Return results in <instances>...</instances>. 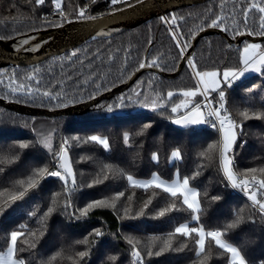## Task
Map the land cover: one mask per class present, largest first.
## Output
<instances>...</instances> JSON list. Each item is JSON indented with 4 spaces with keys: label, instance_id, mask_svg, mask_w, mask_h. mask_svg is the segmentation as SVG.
Masks as SVG:
<instances>
[{
    "label": "trees",
    "instance_id": "16d2710c",
    "mask_svg": "<svg viewBox=\"0 0 264 264\" xmlns=\"http://www.w3.org/2000/svg\"><path fill=\"white\" fill-rule=\"evenodd\" d=\"M130 2L133 3L135 0ZM84 5H89L88 16L111 11L109 0H96L94 4L90 0H62L67 18L61 17L58 22L51 24L41 19L47 13L59 15L51 0H45L43 5H36L34 0H0V22H6L5 28H0V37L7 38L13 34L77 18L76 10ZM116 7L121 8L124 5ZM8 21L12 24H8ZM164 31L159 21L152 18L125 30L121 36V46L124 49L130 48L139 62L149 40L153 41L155 51L167 45L168 41L162 36ZM114 44L118 46L116 41ZM169 46L173 47L171 43ZM174 49L178 60L180 58L178 50L176 47ZM194 61L202 71L213 69L222 71L225 67H241L238 56L215 51L207 43L197 46ZM186 74L187 78H190V83L183 86L194 87L195 80L189 66ZM166 82L171 86H178L181 81L178 77ZM222 87L227 95L226 104L229 112L238 123H242L243 135L239 137L235 147V170L243 174L245 169L264 167V120L256 118L244 120L240 116L245 109L249 111L250 116L254 112H264V73L252 72L240 77L231 87L227 85ZM250 88L251 92L248 91ZM217 97L218 93H214V98ZM196 99L199 102L201 96ZM175 115L171 110L138 111L129 118L99 123H77L51 118L21 122L18 118L2 115L0 168L4 171L0 172V207L4 206L12 195L22 190L17 181L21 179L27 181L34 169L45 165L52 167L50 163L52 156L48 150L35 143L39 138L51 133L54 150H58L61 139L79 137L83 141L89 136L99 135L108 138L110 148L105 150L95 143L72 144L70 157L78 187L70 197L63 195V185L58 178L49 177L22 199L8 203L4 211L0 212V250L7 246V234L16 230L19 225L26 224L27 229L35 231L39 238L33 240L31 235L26 237L36 243V248L20 253L28 264H73L69 257L76 259V253L80 251L89 252L81 264H132V249L126 238L139 241L137 248L141 251L145 264H200L204 258L196 256L195 245L191 241H188L182 250H174L186 243L184 238H177L173 248L159 256L147 255L149 248L153 252L160 251L168 234L179 223L190 220V214L179 211L159 217L157 213L172 202L168 194L160 190H156L158 195L149 207L144 209V203L152 196V190L146 193L143 189L129 188L127 181L115 173L104 183L87 187L97 178L103 166L110 164L114 169L130 173L137 179L147 178L156 172L162 179L169 181L173 179L177 169L181 178L191 177L193 173L200 171L201 175L191 181V186L200 192L204 209L200 223L207 229L224 228L233 222L238 214L242 215L243 220L228 232L226 239L242 249L247 264H261L264 261V217L258 210L252 208L251 202L243 192L236 191L228 184L219 171L218 160L202 161L199 156L209 143L219 140V133L204 125H177L170 120ZM145 125L150 126L145 128ZM124 133L130 136L127 145L123 142ZM21 142H32V147L21 150L18 148ZM240 145L244 147L241 148ZM175 149L181 151L182 159L169 162V157ZM153 152L158 154L159 162L151 159ZM85 156L89 159L81 160V157ZM202 162L206 166L198 169L197 165ZM99 179H103V174ZM81 185L83 187H80ZM118 191H126L128 195L134 193L133 200L130 202L127 197L122 198L115 210L98 208L87 218L80 219H77L78 212L74 216L70 215L72 208L65 212L58 204L56 212L45 217L48 207L52 206L54 193H61L59 198L61 203L70 198L74 208L78 209L83 208L91 200L111 197ZM215 196L221 199L213 201L212 197ZM125 208H130L128 216L131 218L121 219L120 217L125 216ZM141 210L144 214L138 216L137 213ZM30 213L35 215H29ZM191 226L198 225L193 222ZM96 228H99L103 235L99 238L89 236ZM40 233L44 235L41 237ZM85 237L89 239L88 244L77 243L83 241ZM209 249L211 258L206 264H227L220 249L214 244H210ZM112 256H116L117 260L112 261L110 259Z\"/></svg>",
    "mask_w": 264,
    "mask_h": 264
},
{
    "label": "snow or ice",
    "instance_id": "6c2138e0",
    "mask_svg": "<svg viewBox=\"0 0 264 264\" xmlns=\"http://www.w3.org/2000/svg\"><path fill=\"white\" fill-rule=\"evenodd\" d=\"M91 3H96V0H90ZM145 0H135V4H143ZM36 5H43L45 0H34ZM51 3L55 11L61 16L66 17V13L62 6V0H51ZM117 5H124L125 8H132L133 5L130 0H109V6L111 11L107 14H112L116 11H123V8L116 7ZM89 5H84L76 10V16L79 19H90L94 20L98 17L88 16L87 10ZM223 7V3L220 5ZM255 9L259 14V30L249 32V35L255 34L259 36H264V0H249L247 7L243 8L244 23L247 24L250 11ZM206 12H212V8L206 9ZM103 15V14H101ZM160 21L168 26V33L171 39L175 42V47L179 49V57L182 60H187L188 66L193 73V79L195 80V86L189 88H180L177 91L169 90L167 92V100L171 101L175 96L179 95L182 97L179 102L173 103L171 106V112L175 115L173 123L177 125H195V124H207L213 129L217 130L219 133V140L209 143L205 149H203L199 156L202 161L212 162L213 160H218L219 171L222 173L224 179L233 189H239L247 199L251 202L252 208L258 210L259 214L264 217V167L261 168H248L245 169L243 174L238 173L236 168V152L235 147L237 145L238 139L243 135L242 123H238L233 115L229 112L227 108V95L222 87V85H227L231 87L233 83L244 76L246 72H261L264 73V45L258 43H245V46L240 50L239 64L241 67H225L221 72L219 69L213 70H199L198 65L190 57L186 56L188 48L190 47L191 38L196 35L195 32L189 30L188 42L184 41V36L181 34L180 29L173 28V25L177 24V20H183L184 17H178L173 15L171 18L161 16ZM235 23V21H233ZM59 26V25H56ZM209 28H220L222 31H229L227 24L225 23L224 13L221 12L215 15V18L211 19L210 23H206ZM203 29H201L202 31ZM235 35H243V33H234ZM3 39V37H0ZM28 41L25 40L24 43ZM149 44L152 43L151 40L148 41ZM77 53L73 52L71 56H76ZM71 56L68 59H71ZM159 68L160 64L157 57H153L151 60L141 59L139 66L136 71L144 68ZM39 69H35L33 73L26 75L24 80H34L36 78V73ZM9 88L12 92L26 93L32 95L34 92H40L39 88H33L31 85H27L23 82L17 83L15 77H9ZM2 82V81H0ZM152 80H149L151 85ZM249 92L252 89H248ZM212 93H218V98H213ZM132 94L128 97L120 96L118 97L119 103L116 107H122L125 99L133 101V96H139L140 93L136 88L132 89ZM45 97H51L56 99L50 91H44L42 93ZM160 93H156V97H159ZM203 97V101L197 102V97ZM135 102V101H133ZM143 107L157 109L164 107L163 98L159 101L156 98H152L150 102L148 97H145V101H140ZM112 105H108V110H112ZM240 116L244 120L251 118H256L259 120H264V112H254L249 115V111L245 109L240 113ZM150 125H145V128ZM39 135V134H38ZM130 136L128 133L123 134V142L125 145L129 143ZM35 143H38L47 149L49 154L52 156L51 168L47 165L33 170V173L28 177L27 181L21 179L17 181L18 186L22 189L16 194L10 197V200L5 203L4 206L0 207V212L4 211L8 203L22 199L27 195V193L33 189L39 187V185L49 177L58 178L63 185V195L65 197H70L72 192L77 191V179L76 173L73 167V161L70 157V149L73 143H95L100 145L103 149L108 150L110 148V143L107 137H101L99 135H92L87 137L85 140L81 141L79 137L65 138L60 142L59 149L54 150V145L52 142V134L49 133L47 136L39 138ZM32 147V142H21L18 144V148L25 150ZM241 148L244 145H240ZM88 157H81V160H87ZM151 159L155 162H159V156L157 153L153 152ZM182 153L179 149L172 151L169 162L181 160ZM206 165L202 162L197 165V168H203ZM54 168L55 170H52ZM4 169L0 168V172ZM123 177L128 184L129 188H139L143 189L146 193L152 190V196L144 203V209H147L152 201L158 195L156 190L168 194L172 202L168 204L165 208L160 210L157 215L163 217L170 212L186 211L190 214V220H186L183 223H179L174 227L173 231L168 234V238L164 240V246L160 251L153 252L149 248L148 256H159L162 252L172 249L173 243L177 238H184L186 243L181 245V248L174 250H182L187 246V242L191 241L195 245V253L197 257H203L204 259L200 261V264H206L207 260L211 258V252L209 249L210 244H214L218 249L221 250V255L226 258L227 264H247L246 257L242 254V249L235 246L234 243L226 239L228 232L231 229L237 227L238 224L243 220L242 215H237L236 219L227 224L224 228H214L207 229L201 221V214L204 212L201 203L200 192L191 186V181L195 180L201 175L200 171L193 173L191 177L184 176L180 177L179 169H177L174 174L175 178L171 182L166 181L161 178V176L153 172L148 179H137L130 173H124L123 170L114 169L112 165L105 164L101 169V172L97 174V178L94 179L87 187L91 188L98 184L104 183V181L112 178L113 174ZM259 173V175H257ZM103 174V179H99V176ZM80 187H83L82 185ZM133 195H128L126 191H118L111 197H105L102 199H94L88 202L83 208H74L70 198L65 199L62 203L59 201L61 193H54L51 201V205L48 207L45 217L51 216L57 210V206L63 207L65 212L69 208L73 211L70 215H75L77 212L80 218H87L91 212L98 208H117V203L122 200V198L127 197L128 201H132ZM221 197H212L213 201L220 200ZM243 210H241L242 212ZM125 216L120 217L131 218L128 216L130 208L124 209ZM144 212L141 210L137 215H143ZM29 215H35V213H30ZM43 221V218H42ZM196 223L198 226H191L192 223ZM31 235L33 240H38L35 231H30L27 229L26 224H21L16 230H12L7 234L6 248L0 250V264H28V261L20 255L27 251L28 249L36 248V243L26 237ZM44 233H40L42 237ZM94 235L99 238L103 235L99 228L93 230L89 233V236ZM127 243L131 246V258L132 264H145L142 257L141 251L137 248L139 241L133 238H126ZM158 239V238H153ZM77 243L88 244L89 239L85 237L83 241H78ZM208 255H205V253ZM89 255L88 251H80L76 253V259L69 257L73 260V264H81L83 259ZM55 259V257H53ZM112 261H116L117 257H110ZM264 264V261L261 262Z\"/></svg>",
    "mask_w": 264,
    "mask_h": 264
},
{
    "label": "flooded vegetation",
    "instance_id": "af4514ba",
    "mask_svg": "<svg viewBox=\"0 0 264 264\" xmlns=\"http://www.w3.org/2000/svg\"><path fill=\"white\" fill-rule=\"evenodd\" d=\"M248 2L249 0H205L174 9L162 16L184 17L183 20L178 19L177 24L173 25V28L178 27L184 36L185 39L182 42H188L189 30L196 33L190 42V44L195 43L191 54L193 60L197 46L204 43L210 44L215 51L239 57L240 50L243 49L246 42L264 45V36L249 35L250 31L254 33L259 30L260 14L252 9L247 24L244 23L243 8L247 7ZM222 3L223 7L221 8ZM209 7L212 8V12H206ZM221 12L224 13L229 31L206 26V23H210L211 19ZM155 19L165 29L162 36L168 41L167 45L155 51L151 40L152 43L148 44L141 59L151 60L153 57H157L160 67H146L147 70L137 75L133 81L131 78L140 61L137 62L136 56L130 48H122L121 36L124 31L110 37L90 40L65 52L52 55L34 65L0 66V81H2L0 82V101L3 102L0 103V118L2 115H9L20 119L21 122H35L34 120L37 118H51L77 123H99L118 118H129L138 113V110H142L141 112L153 110L143 107L140 103V101H145L146 96L149 102L152 98H156L158 101L163 98L164 107L157 109L171 110L172 104L179 102L182 97L177 95L168 101L167 92L189 88L183 86L190 83V78L186 76L188 63L186 60L181 65L175 77L165 76V74H172L178 69L181 59L176 60L175 42L168 33V26L159 18ZM5 23L1 21L0 28H5ZM7 23L12 24L11 21ZM201 29L203 30L201 31ZM234 33H243V35ZM115 41L118 46L114 44ZM170 43L173 47L169 46ZM177 50L179 53L178 48ZM73 52H76L77 55L71 56ZM70 56L71 59H68ZM35 69H39V72L36 73L34 80L23 79L26 75L33 73ZM13 76L17 83L23 82L31 85L34 89L39 88L40 92H34L32 95L12 92L9 88L8 78ZM178 77L181 81L178 86H171L166 82ZM149 80H152L151 85ZM126 82L128 84L125 87L116 91ZM133 88H136L140 93L139 96H133L135 102L125 99L122 107H116L119 103L118 97L133 95ZM44 91H50L56 99L43 96ZM157 92L160 93L159 97H156ZM4 103L17 104L34 110L52 111L55 115L25 114L8 108ZM108 105L113 106L111 111L108 110Z\"/></svg>",
    "mask_w": 264,
    "mask_h": 264
},
{
    "label": "water",
    "instance_id": "95a60500",
    "mask_svg": "<svg viewBox=\"0 0 264 264\" xmlns=\"http://www.w3.org/2000/svg\"><path fill=\"white\" fill-rule=\"evenodd\" d=\"M201 1L205 0H145L143 4L139 5L133 2L132 4L135 6L132 8L121 7L124 9L123 11L107 14L109 11L103 15H95L98 18L94 20L72 18L55 25L17 33L7 38L3 37L0 39V66L34 65L52 55L65 52L90 40L113 36L152 18H160L174 9L194 5ZM25 40L28 42L24 43ZM194 46L195 43L190 44L185 53L186 56L191 57ZM184 62L186 59H181L178 69L172 74H165V76L175 77ZM145 70L147 69L135 71L131 78L132 81ZM127 84L128 82L118 87L116 91ZM0 103L3 102L0 101ZM4 104L10 109L25 114L55 115L52 111L34 110L17 104ZM150 111H156V109Z\"/></svg>",
    "mask_w": 264,
    "mask_h": 264
},
{
    "label": "rangeland",
    "instance_id": "374dc122",
    "mask_svg": "<svg viewBox=\"0 0 264 264\" xmlns=\"http://www.w3.org/2000/svg\"><path fill=\"white\" fill-rule=\"evenodd\" d=\"M87 15L89 14V12H88V10H87V13H86ZM42 20H44V22H47V23H51V24H53V23H56V22H58L60 19H61V16H59V15H54V14H50V13H47V15L45 16V17H42L41 18ZM223 71V70H222ZM221 71V72H222ZM249 74V73H252V72H246L245 74ZM244 74V75H245ZM223 86V85H222ZM175 119V116H172L171 117V121L173 122V120ZM101 137H103V136H101ZM58 149H59V146H58ZM148 178H150V176L149 177H147V178H141V180H144V179H148ZM175 178V176L173 177V179ZM172 180V179H171ZM171 180H169V182H171Z\"/></svg>",
    "mask_w": 264,
    "mask_h": 264
},
{
    "label": "built area",
    "instance_id": "2783aa9c",
    "mask_svg": "<svg viewBox=\"0 0 264 264\" xmlns=\"http://www.w3.org/2000/svg\"><path fill=\"white\" fill-rule=\"evenodd\" d=\"M212 97L214 98V93H212ZM218 98V97H217ZM201 101H203V97L201 96V99L199 100V102H201ZM196 125H204V126H207L208 128H211L212 129V127L210 126V125H207V124H196ZM63 139H61V141H62ZM60 141V142H61ZM60 145V144H59ZM236 191H239V189H235ZM245 197V196H244Z\"/></svg>",
    "mask_w": 264,
    "mask_h": 264
},
{
    "label": "crops",
    "instance_id": "0c3cea01",
    "mask_svg": "<svg viewBox=\"0 0 264 264\" xmlns=\"http://www.w3.org/2000/svg\"><path fill=\"white\" fill-rule=\"evenodd\" d=\"M248 74V73H247ZM246 75V74H245ZM196 125V124H195Z\"/></svg>",
    "mask_w": 264,
    "mask_h": 264
}]
</instances>
